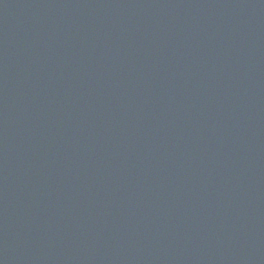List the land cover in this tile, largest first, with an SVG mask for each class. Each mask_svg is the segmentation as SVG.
Instances as JSON below:
<instances>
[{
	"label": "water",
	"instance_id": "water-1",
	"mask_svg": "<svg viewBox=\"0 0 264 264\" xmlns=\"http://www.w3.org/2000/svg\"><path fill=\"white\" fill-rule=\"evenodd\" d=\"M0 264H264V0H0Z\"/></svg>",
	"mask_w": 264,
	"mask_h": 264
}]
</instances>
